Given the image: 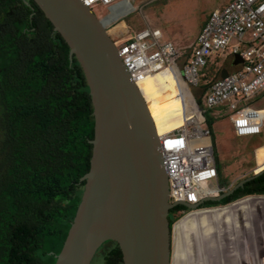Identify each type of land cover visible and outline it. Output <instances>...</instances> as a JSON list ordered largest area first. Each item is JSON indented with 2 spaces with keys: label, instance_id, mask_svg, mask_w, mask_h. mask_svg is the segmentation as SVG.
<instances>
[{
  "label": "trees",
  "instance_id": "1",
  "mask_svg": "<svg viewBox=\"0 0 264 264\" xmlns=\"http://www.w3.org/2000/svg\"><path fill=\"white\" fill-rule=\"evenodd\" d=\"M93 111L81 64L37 3L0 0V264H56L90 171ZM255 193L264 172L205 206ZM100 257L124 264L115 242Z\"/></svg>",
  "mask_w": 264,
  "mask_h": 264
},
{
  "label": "water",
  "instance_id": "2",
  "mask_svg": "<svg viewBox=\"0 0 264 264\" xmlns=\"http://www.w3.org/2000/svg\"><path fill=\"white\" fill-rule=\"evenodd\" d=\"M76 55L89 85L95 120L90 171L76 216L56 264H92L107 242H116L124 264H173L174 234L166 172L157 136L136 83L109 32L83 0H34ZM232 62L242 61L235 54ZM227 75L222 69L221 77ZM264 171V170H262ZM225 195L208 201L220 202ZM204 202V201H203Z\"/></svg>",
  "mask_w": 264,
  "mask_h": 264
},
{
  "label": "built area",
  "instance_id": "3",
  "mask_svg": "<svg viewBox=\"0 0 264 264\" xmlns=\"http://www.w3.org/2000/svg\"><path fill=\"white\" fill-rule=\"evenodd\" d=\"M83 1L94 6L117 0ZM120 38L116 39L118 52L134 82L175 65L185 82L196 86L205 74L203 69L217 61L215 56L220 51L229 47V55L239 53L244 61L238 71L209 81L203 101L206 108L226 104L235 115L233 125L238 136L263 133L264 108L243 101L264 89V0H229L212 10L181 65L179 49L163 38L158 28L146 25ZM204 111L198 109L199 123L192 121L159 137L170 202L199 205L229 189L219 183L212 130Z\"/></svg>",
  "mask_w": 264,
  "mask_h": 264
},
{
  "label": "rangeland",
  "instance_id": "4",
  "mask_svg": "<svg viewBox=\"0 0 264 264\" xmlns=\"http://www.w3.org/2000/svg\"><path fill=\"white\" fill-rule=\"evenodd\" d=\"M130 1L133 3V6L135 5V9L130 11L129 15L125 18L127 30H125V28L123 29L122 32L125 33L124 36H127L131 32L138 30L146 25H155L160 27L163 31V34H168L167 38L179 43L178 48L181 47L179 48L181 59H179L178 63L179 65H181L186 55L191 52L192 47L195 43L196 35L201 25L205 21L207 15L213 8L220 5H225L229 0ZM99 4L100 3H98L97 5ZM115 7L118 8V5ZM106 9L107 8H105L103 5H100L98 7L99 14H103L105 12L104 10ZM116 10L119 11L118 9ZM119 21L120 20L115 22L114 25L109 29L110 32L111 29H113V27L119 23ZM111 33L114 34V32ZM229 53V47L226 51H220L218 54L220 55L221 61L227 60L229 58ZM179 76L183 79V75L180 70ZM212 78L216 77L213 76L210 71L206 75L202 76L201 83L208 82ZM176 81L177 80L173 79L171 81L160 80L158 83L153 82L149 84L148 89L143 88V92L146 98H148V100L150 101V104L153 105L155 104V101H157V105L161 104L162 107L165 106L167 109H170L172 111V104L173 101H175L174 96H176L177 94H183L185 89L177 88V90H172V88H168L167 91L162 89L163 92L159 93L158 95L153 93L152 90H156L155 85L157 84L158 86L164 85L165 83H168L170 85V83L176 84ZM165 86L166 88L168 87L167 84H165ZM200 87L203 86H200L199 84L197 86H187L188 90H190V92L192 93V97L194 96L193 103L195 105L201 104V94L203 88ZM263 100L264 96L256 100L254 104L258 105L259 103H261V101L263 102ZM153 110L154 112H156V110H158V106L154 107ZM177 110H179V107ZM212 113L215 114L217 112L212 111ZM209 114L210 112H208V115ZM219 121L212 119L213 124L216 123V125L212 126L211 128L213 130V144L215 143L216 147L215 155L216 161L218 162V178L221 187L229 186L232 189L241 180L251 177L254 172L258 173L264 170V162H257V154L255 152L256 148L258 149L259 146L264 145V133L261 134L258 139H254L255 142H253V140H251V137L236 136L233 128L230 129L228 127V129H225L224 126H222L223 128H216ZM206 122L208 123L207 118ZM223 195L225 194H222L221 196ZM254 196L257 197V199H255L256 201L254 202H256L258 205L262 204V202L264 201V193L253 194L252 197ZM244 199H247V197H243L240 200ZM233 202L215 205L214 208L225 205L228 206V204H232ZM191 212H186L184 214L177 212L173 214L171 220L173 223V219H175V222L173 223L174 227L176 225V222L185 218ZM252 214L253 213L251 211L247 212V217L250 222L249 226H245L243 224L244 218H242V215H239V217L242 218L240 219L241 227L237 232L235 238L233 239H229V228L228 225H225L226 234L222 237L223 249L218 253L219 258L213 260L212 264H216L218 262L220 264H264V214L260 215V212V214L256 215L255 217H253ZM110 246L111 244H107L104 251H102L100 254L97 253L92 264H103L100 255H104V253Z\"/></svg>",
  "mask_w": 264,
  "mask_h": 264
},
{
  "label": "crops",
  "instance_id": "5",
  "mask_svg": "<svg viewBox=\"0 0 264 264\" xmlns=\"http://www.w3.org/2000/svg\"><path fill=\"white\" fill-rule=\"evenodd\" d=\"M128 1L127 0L123 1V4L125 6L124 11L120 13L119 11H116L114 12V15L107 14L108 23L109 22L112 23L113 21L120 19L119 23L115 25L113 29H111V32H114V35L116 36L124 37L125 33L122 31L124 28L125 30H127V25L125 24V18L128 16L130 11L135 9L134 7L135 5L133 6V3L131 1L130 3L132 5H130ZM222 6L221 5L217 6L213 8L212 10L220 9ZM105 11L109 12V10H105ZM208 16L209 14L207 15V17ZM205 21L203 22V24L205 23ZM203 24L201 25V27L203 26ZM150 26L160 29V31L163 33L160 27L155 26V25H150ZM113 30H115L116 32ZM167 37H168V34L164 33L163 38L169 39ZM171 41L173 43L175 42L173 40ZM178 44L179 43L175 42V46L177 48H178ZM216 57L219 59L220 55L218 54L215 56V58ZM215 58L213 60H215ZM232 61L233 60L230 58L227 60V62L224 65L220 64L222 61L212 62L210 65L215 69L224 67L230 70H234L238 68L237 65L243 62V59L242 61L238 62V64H234ZM173 79L177 80L176 84L170 83L169 85L168 83H165L168 85L167 88L165 84L161 86H158L157 84L155 85L156 90L155 91L152 90L153 93L158 95L159 93L163 92L162 89L166 91L168 90V88H172V90H177V88L185 89L183 94H177L176 96H174L175 101H173V104H172L173 106L172 111L170 109H167L165 106L162 107L161 104L157 105V101H155V104L153 105L150 104V101L147 98V101L149 102L148 104L150 108L152 109L154 117L157 116L159 120H162L164 123H168V124L169 123L175 124L179 122L180 120H182L185 114L190 111L191 106L195 105L193 103L194 96L192 97V93L190 92V90H188L184 81L180 78L179 70L177 69L176 66H172L170 69L163 71L161 75L159 76L158 80H156L155 82L158 83L160 80H163V81L170 80L171 81ZM206 86L207 84L203 85V87H200V88H203L206 91ZM263 96H264V89H262L261 92L258 95H256L254 98L244 100L243 102L255 105L257 107L264 108V100L263 102L261 101V103H259L258 105L254 104L256 100L260 99ZM224 105L225 106H220L216 109L217 113L209 114V116L212 117V119H215L217 121L220 120L216 128H223L222 126H224L225 129H228V127L231 129L234 126L233 118L235 117V115H233L234 113H232L230 109L226 108V104ZM156 106H158V110L154 112L153 108ZM178 107H179V110H177ZM185 108H188V109L185 110ZM214 125H216V123L214 124L212 123V126ZM212 135H213V130H212ZM248 137H251V140L255 142L254 139H258L260 135L248 136ZM261 147H264V145L259 146V148ZM258 149L256 148V151H255L256 154H257ZM256 154H255V157H256ZM231 190H233V188ZM252 195L253 194L244 196V197H247V199H244V200H240L241 198H243L241 197L238 200H235V202L232 201L233 203L228 204V206L225 205V206L214 208V206L203 205L199 209L189 213V215L186 216L185 218L176 222V225L173 229V234H174L173 264H212L213 260H216L217 258H219L218 253L220 252V250L223 249L222 237L225 236L226 234L225 225H228V228H229V232H230L229 239H233L235 238L237 232L240 230V227H241L240 219L244 218L243 224L245 226H249L250 222L247 217L248 211H251L253 213L252 214L253 217L260 214V212H261L260 215L264 214V211H263L264 201L262 202V204L258 205L256 202H254L256 201L255 199H257V197L256 196L252 197ZM249 196L252 198H250ZM254 205H255V208H254ZM239 215H242L243 217L241 218L239 217ZM213 256H216V257H213ZM216 264H220V263L218 262Z\"/></svg>",
  "mask_w": 264,
  "mask_h": 264
},
{
  "label": "bare ground",
  "instance_id": "6",
  "mask_svg": "<svg viewBox=\"0 0 264 264\" xmlns=\"http://www.w3.org/2000/svg\"><path fill=\"white\" fill-rule=\"evenodd\" d=\"M116 9L117 8L115 6L114 7H109V13L108 14L109 15H114V11H117ZM118 10L120 12L124 11L125 10V6L121 7V5L118 4ZM171 67H166L162 71L155 72L153 74L147 75L142 80H140L139 82H135L137 87L140 90V93L142 95L143 101H144V103L146 105V108H147V111H148V114H149V117H150V120H151V124L153 126L154 133L157 136V142H158L159 137L161 136L162 133H165L167 131L179 128L182 125L192 124V121L197 123L199 121V119H201L200 116L198 115V111H197L195 105L191 106L190 111L185 114L184 118L182 120H180L179 122L175 123V124L164 123L162 120H159V118L157 116L154 117L152 109L150 108V106L148 104L149 102L147 101V98H146V96H145V94L143 92V88L147 89L148 85L150 83L155 82V80L159 78V76L161 75V73L163 71H165L167 69H170ZM187 109L188 108H185V110H187ZM257 160H258V163L263 162V160H264V147H261V148H259L257 150ZM173 229H174V226H173Z\"/></svg>",
  "mask_w": 264,
  "mask_h": 264
},
{
  "label": "clouds",
  "instance_id": "7",
  "mask_svg": "<svg viewBox=\"0 0 264 264\" xmlns=\"http://www.w3.org/2000/svg\"><path fill=\"white\" fill-rule=\"evenodd\" d=\"M123 1L124 0H117V1H115V2H112V3H110V4H103V3H100L99 5H94V6H91V5H88L89 7H91L99 16H101V17H103L105 14H108L109 12L108 11H105L103 14H99V12H98V7L100 6V5H103L105 8H107L106 10H109V7H114V6H117L118 4H120L121 5V7L122 6H124V4H123ZM128 1V0H127ZM128 3L130 4V5H132L131 3H130V1H128ZM118 9V8H117ZM129 15V14H128ZM118 20H120V19H118ZM118 20H115V21H113L112 23H110V25L108 26L109 27V29L114 25V23L115 22H117ZM201 28V27H200ZM200 30V29H199ZM110 32V31H109ZM199 32V31H198ZM132 33V32H131ZM130 33V34H131ZM110 34H111V36L113 37V39H114V42H115V44H116V39H118V38H120V36H116V35H114V34H112L111 32H110ZM128 36V35H127ZM197 36V35H196ZM125 37L126 36H124V37H121L120 39H125ZM116 47H117V44H116ZM118 49V48H117ZM236 54H238L239 56H240V54L239 53H236ZM235 55V54H234ZM234 55H229V58L228 59H232V60H234V59H236L235 57H234ZM241 57V56H240ZM227 59V60H228ZM241 59H242V57H241ZM227 60H225V61H222L221 62V59L219 58H217V61L216 62H221L220 64H222V65H224L226 62H227ZM243 61H244V59H243ZM238 64V63H237ZM240 65L241 64H239V65H237L238 66V68L237 69H234V70H230V69H227V68H218V69H215V68H213L211 65H210V67H208V68H204L203 69V71H204V75H206L208 72H210L211 71V73H212V75L213 76H215L216 78H218L219 76L221 77V71H222V69H226L227 70V74H230V73H234V72H237L238 71V69L240 68ZM177 69L179 70L180 69V67H177ZM216 78H212L213 80L214 79H216ZM182 79V78H181ZM211 79V80H212ZM183 81H184V83H185V85L186 86H188V85H190V84H187L186 82H185V80L184 79H182ZM210 80V81H211ZM132 81H133V79H132ZM209 82V81H208ZM208 82H205V83H201V81H200V86H203V85H206V84H208ZM192 86H194V85H192ZM197 86V85H196ZM207 87V86H206ZM204 92H205V90L203 89V91H202V95H201V97H202V100H204ZM202 100H201V104L200 105H195L196 106V109H197V111H198V109H200V108H204L205 109V111L203 112L204 114H203V116L205 117V119L209 116L208 115V112H210V114H214V113H212V111H214V112H217L216 111V109H217V107H212V108H206V105H205V103H204V101L202 102ZM206 124H207V122H206ZM207 126H209V124H207ZM210 128H211V126H209ZM233 130H234V126H233ZM235 132V131H234ZM263 133H264V131H263ZM263 133H261V134H263ZM236 134V133H235ZM261 134H259V135H261ZM236 136H238L237 134H236ZM248 136H250V135H247V136H238V137H248ZM252 136H258V135H252ZM212 140H213V138H212ZM158 148H159V145H158ZM214 150H215V143H214ZM160 151V150H159ZM215 153H216V151H215ZM160 154H161V152H160ZM215 157H216V155H215ZM161 158H162V156H161ZM216 164H217V161H216ZM217 171H218V168H217ZM261 172H263V171H261ZM255 173V172H254ZM253 173V174H254ZM261 174V173H260ZM258 176V175H257ZM219 179V178H218ZM242 181V180H241ZM240 181V182H241ZM239 182V183H240ZM239 183H237V184H239ZM245 183V182H244ZM237 184H236V186H237ZM236 186H234L233 188H235ZM229 187V186H228ZM230 189H231V187H229V189H228V191H230ZM227 191V192H228ZM226 192V193H227ZM226 193H223V194H226ZM222 195V194H221ZM220 195V196H221ZM219 196V197H220ZM217 198V197H216ZM168 201H169V199H168ZM170 202V201H169ZM208 202H214V201H208V200H206V201H204V202H202V203H200L199 204V206L198 205H193V206H198L197 207V209H199L200 207H202L203 205H206V203H208ZM221 202V201H220ZM170 203H173V202H170ZM173 204H179V203H173ZM180 205H182V204H179L178 206H180ZM197 209H190V208H187V210H181V211H183V212H180L179 210L178 211H176L175 213H177V212H179V213H181V214H184V213H186V212H191V211H195V210H197ZM174 213V214H175ZM169 215H170V213H169ZM169 217V216H168ZM170 226H171V224H170ZM171 228H172V226H171ZM112 243V241H110V242H107L106 244H104V246H106L107 244H111ZM116 243V242H115Z\"/></svg>",
  "mask_w": 264,
  "mask_h": 264
}]
</instances>
